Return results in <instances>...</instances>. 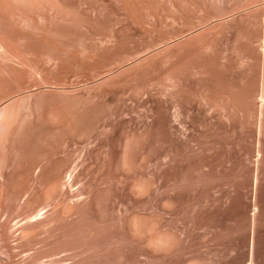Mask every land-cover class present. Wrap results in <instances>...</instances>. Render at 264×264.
Returning a JSON list of instances; mask_svg holds the SVG:
<instances>
[{
	"label": "rangeland",
	"instance_id": "rangeland-1",
	"mask_svg": "<svg viewBox=\"0 0 264 264\" xmlns=\"http://www.w3.org/2000/svg\"><path fill=\"white\" fill-rule=\"evenodd\" d=\"M1 264H264V0H0Z\"/></svg>",
	"mask_w": 264,
	"mask_h": 264
},
{
	"label": "bare ground",
	"instance_id": "bare-ground-1",
	"mask_svg": "<svg viewBox=\"0 0 264 264\" xmlns=\"http://www.w3.org/2000/svg\"><path fill=\"white\" fill-rule=\"evenodd\" d=\"M1 264V263H0Z\"/></svg>",
	"mask_w": 264,
	"mask_h": 264
}]
</instances>
